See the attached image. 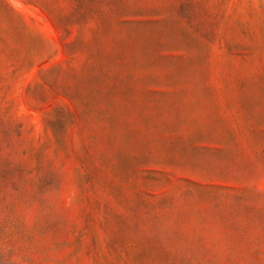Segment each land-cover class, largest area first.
Returning <instances> with one entry per match:
<instances>
[{
    "label": "rangeland",
    "instance_id": "obj_1",
    "mask_svg": "<svg viewBox=\"0 0 264 264\" xmlns=\"http://www.w3.org/2000/svg\"><path fill=\"white\" fill-rule=\"evenodd\" d=\"M0 264H264V0H0Z\"/></svg>",
    "mask_w": 264,
    "mask_h": 264
},
{
    "label": "bare ground",
    "instance_id": "obj_2",
    "mask_svg": "<svg viewBox=\"0 0 264 264\" xmlns=\"http://www.w3.org/2000/svg\"><path fill=\"white\" fill-rule=\"evenodd\" d=\"M13 2H14V1H13ZM13 2H12V3H13Z\"/></svg>",
    "mask_w": 264,
    "mask_h": 264
}]
</instances>
